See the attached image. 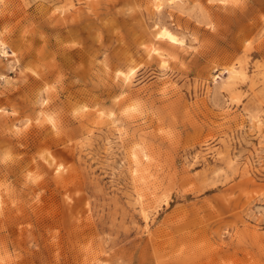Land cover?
<instances>
[{
  "label": "rangeland",
  "instance_id": "rangeland-1",
  "mask_svg": "<svg viewBox=\"0 0 264 264\" xmlns=\"http://www.w3.org/2000/svg\"><path fill=\"white\" fill-rule=\"evenodd\" d=\"M0 264H264V0H0Z\"/></svg>",
  "mask_w": 264,
  "mask_h": 264
},
{
  "label": "bare ground",
  "instance_id": "bare-ground-1",
  "mask_svg": "<svg viewBox=\"0 0 264 264\" xmlns=\"http://www.w3.org/2000/svg\"><path fill=\"white\" fill-rule=\"evenodd\" d=\"M157 35H158V38L159 39H162V40H167V41H171V42H173V43H177L178 42V38L173 34V32L172 31H170V30H168V28H163V29H161L158 33H157ZM178 43H180V42H178ZM157 48V47H156ZM156 48H153V46H151L150 48H149V50H148V53H153V52H155V51H157L158 49H156ZM159 53V52H158ZM165 60V59H164ZM128 75L126 76V79H128ZM125 79V80H126ZM52 120V119H51ZM52 122V121H51ZM134 156V155H133ZM134 160H136V159H134ZM137 160H138V158H137ZM136 160V163H138V161ZM140 165V164H139ZM139 165H138V167H139ZM141 166V165H140ZM136 167V166H135ZM141 169V168H140ZM142 170V169H141ZM134 172H138V168H135L134 170H133ZM140 173V172H139ZM142 174V173H141ZM136 175V174H135ZM137 177V176H136Z\"/></svg>",
  "mask_w": 264,
  "mask_h": 264
},
{
  "label": "snow or ice",
  "instance_id": "snow-or-ice-1",
  "mask_svg": "<svg viewBox=\"0 0 264 264\" xmlns=\"http://www.w3.org/2000/svg\"><path fill=\"white\" fill-rule=\"evenodd\" d=\"M213 0H209V3H212ZM220 3L221 4H229V3H239V0H220ZM130 111H135V109H130ZM30 123V122H29ZM49 123H51V119H49ZM5 160H8V159H11L10 156H6L4 157ZM40 159L42 160L43 159V156L40 157Z\"/></svg>",
  "mask_w": 264,
  "mask_h": 264
}]
</instances>
